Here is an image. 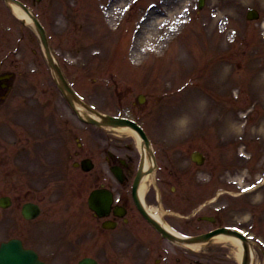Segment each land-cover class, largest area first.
Wrapping results in <instances>:
<instances>
[{
	"label": "rangeland",
	"instance_id": "obj_1",
	"mask_svg": "<svg viewBox=\"0 0 264 264\" xmlns=\"http://www.w3.org/2000/svg\"><path fill=\"white\" fill-rule=\"evenodd\" d=\"M249 9L259 12L257 20L245 19ZM37 18L79 96L100 112L128 115L147 132L160 167L154 180L170 172L178 196L199 183L206 194L207 178L219 179L229 169L244 177L240 186L264 179V0H204L199 10L198 0H51ZM20 35L34 41L22 48L0 106V133L12 140L6 155L0 138V172L7 167L10 177V169L18 170L10 162L16 147L22 171L35 178L0 180V196L9 195L15 208L38 203V238L53 241L52 263L76 264L84 255H102L79 242L78 218L88 217L81 174L65 167L66 154L86 130L56 88L33 32L7 20L0 25L1 43ZM192 151L207 157L203 165L192 164ZM260 190L261 203L249 205L246 196L241 215L254 242L253 264H264V186Z\"/></svg>",
	"mask_w": 264,
	"mask_h": 264
},
{
	"label": "flooded vegetation",
	"instance_id": "obj_2",
	"mask_svg": "<svg viewBox=\"0 0 264 264\" xmlns=\"http://www.w3.org/2000/svg\"><path fill=\"white\" fill-rule=\"evenodd\" d=\"M51 6V0H0V25H6V20L17 24L19 28L24 24L12 12V9H26L29 13L37 18L39 10H48ZM38 19V18H37ZM39 20V19H38ZM10 28L7 29L9 31ZM10 33V31H9ZM8 38V37H7ZM0 42V106H2L12 88L14 74L19 69L21 61V50L27 47V43L34 41L33 35L18 36L12 41L9 37ZM2 40V38H0ZM7 40V41H6ZM8 44V45H7ZM36 55L32 52V56ZM30 62L28 65L30 66ZM20 74V72H19ZM11 75L10 77H7ZM12 102V99L10 100ZM66 125V123H65ZM85 137H80V144L76 146L74 151L68 152L65 157V167L90 160L92 168L90 171H84L81 168L80 190L83 204L88 213L78 218V228L81 230L79 242H84L94 250L111 246L112 253L106 258L105 264H118V259L125 247L132 246L134 250L131 254L132 258L137 260V264H167L171 259V254H164L166 242H155L158 235L144 223L132 196L133 181L141 162L140 151L136 146H132L126 140H121L114 133H105L100 130L89 129L82 131ZM12 141V140H11ZM1 145L3 153L7 155L10 144ZM5 141V139L3 140ZM13 156L11 164L18 170L9 171V176L23 177L25 181L32 179L26 175H22L20 165V149L12 151ZM11 168H13V166ZM4 167L2 174L0 172V180H11L8 177ZM170 172L168 176H162L161 182L156 185L159 188V198L163 205L171 206L178 198V189L169 190ZM33 180V179H32ZM47 185V183H45ZM36 189V188H35ZM155 190L154 188H152ZM152 191L151 195H147L144 199L145 204L150 206L157 203V193ZM94 190H103L111 195L110 208L101 214H96L88 208V197ZM155 192V194H154ZM185 197V196H184ZM2 205H0V243L11 238L20 239L28 248H34V242L37 231V219L32 221H24L22 219L21 210L23 203L18 208L14 207V201L7 194L0 196ZM34 202V201H26ZM177 202V201H176ZM25 203V202H24ZM229 207V205H228ZM23 222V223H22ZM189 221H186L188 224ZM13 232L14 235L9 233ZM65 225L63 229V242L65 247ZM79 246V245H78ZM73 250L76 248L73 246ZM144 249V252H143ZM163 250V251H161ZM166 253V252H165ZM177 264H201L187 257L174 258ZM204 264H216L207 262Z\"/></svg>",
	"mask_w": 264,
	"mask_h": 264
},
{
	"label": "water",
	"instance_id": "obj_3",
	"mask_svg": "<svg viewBox=\"0 0 264 264\" xmlns=\"http://www.w3.org/2000/svg\"><path fill=\"white\" fill-rule=\"evenodd\" d=\"M248 18H253V16L249 14ZM40 35L42 36L41 32ZM42 40H43V36H42ZM51 67L53 68L57 76L59 88L66 96L67 100L71 103L72 99H74L75 97L73 92L61 77L59 70L52 65ZM103 119L106 124H110L113 127L130 126L131 128L135 129L141 137H143V133L137 127V125L129 120L109 118V117ZM0 264H42V263L37 260V257L34 253L30 251L22 250L19 244L16 242H10L8 244L3 245L0 249Z\"/></svg>",
	"mask_w": 264,
	"mask_h": 264
},
{
	"label": "bare ground",
	"instance_id": "obj_4",
	"mask_svg": "<svg viewBox=\"0 0 264 264\" xmlns=\"http://www.w3.org/2000/svg\"><path fill=\"white\" fill-rule=\"evenodd\" d=\"M13 12L15 15L22 17L23 14L18 10V9H13ZM26 19L29 20L26 16ZM83 114H85L84 112H81ZM119 134L122 135H132L135 139V141L137 142V144L139 143V138L138 136L131 130L127 129V128H117L116 130ZM147 188V186L145 185V182H143L140 186V197H142L143 193L145 192V189ZM156 219H158V214H152ZM214 242L216 243H220V244H230V245H235L238 249H237V257L238 260H240L241 255H242V249H241V241L237 240L236 238H231L228 237L226 235H218L214 238ZM189 249H192L194 251H196L195 249L197 247H199L198 245L195 244H188L187 245Z\"/></svg>",
	"mask_w": 264,
	"mask_h": 264
},
{
	"label": "clouds",
	"instance_id": "obj_5",
	"mask_svg": "<svg viewBox=\"0 0 264 264\" xmlns=\"http://www.w3.org/2000/svg\"><path fill=\"white\" fill-rule=\"evenodd\" d=\"M186 121H182V123H185Z\"/></svg>",
	"mask_w": 264,
	"mask_h": 264
},
{
	"label": "snow or ice",
	"instance_id": "obj_6",
	"mask_svg": "<svg viewBox=\"0 0 264 264\" xmlns=\"http://www.w3.org/2000/svg\"><path fill=\"white\" fill-rule=\"evenodd\" d=\"M246 191H247V189H246Z\"/></svg>",
	"mask_w": 264,
	"mask_h": 264
}]
</instances>
